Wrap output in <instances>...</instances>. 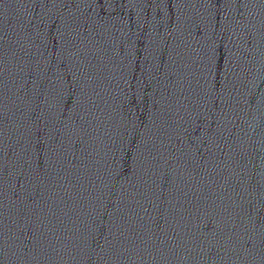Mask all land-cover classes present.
<instances>
[{
	"label": "water",
	"instance_id": "water-1",
	"mask_svg": "<svg viewBox=\"0 0 264 264\" xmlns=\"http://www.w3.org/2000/svg\"><path fill=\"white\" fill-rule=\"evenodd\" d=\"M0 264H264V0H0Z\"/></svg>",
	"mask_w": 264,
	"mask_h": 264
}]
</instances>
